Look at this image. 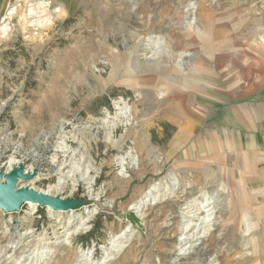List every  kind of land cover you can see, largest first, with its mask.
Returning a JSON list of instances; mask_svg holds the SVG:
<instances>
[{"label": "rangeland", "instance_id": "obj_1", "mask_svg": "<svg viewBox=\"0 0 264 264\" xmlns=\"http://www.w3.org/2000/svg\"><path fill=\"white\" fill-rule=\"evenodd\" d=\"M16 2L0 0V170L70 207L0 208V264H264L252 189L164 138L212 119L205 92L259 58L264 0H20L5 20Z\"/></svg>", "mask_w": 264, "mask_h": 264}, {"label": "crops", "instance_id": "obj_2", "mask_svg": "<svg viewBox=\"0 0 264 264\" xmlns=\"http://www.w3.org/2000/svg\"><path fill=\"white\" fill-rule=\"evenodd\" d=\"M257 55L241 72L229 71L220 85L205 92L207 102L219 107L212 119L208 109L204 118L176 117L178 129L174 133L166 123L165 132L172 151L197 156L195 166L215 167L222 178L251 188L264 215V50ZM175 138L183 140L174 149Z\"/></svg>", "mask_w": 264, "mask_h": 264}, {"label": "bare ground", "instance_id": "obj_3", "mask_svg": "<svg viewBox=\"0 0 264 264\" xmlns=\"http://www.w3.org/2000/svg\"><path fill=\"white\" fill-rule=\"evenodd\" d=\"M14 167L15 166L11 164L8 167V169L1 174L2 177H1L0 180L3 181L4 180V174H7L8 171H10ZM22 173L24 174L26 172H23V169H22ZM30 179L31 178H26V177L22 178V176H17V182H16V186H15V190L27 188V190H29V192H31L30 193L31 197H33V195H36V198L34 200L30 199V198L25 200V202L31 207L30 215L34 213L37 205H39L40 200H45L47 202L44 205L47 206L50 211H53V210L61 211V210L65 209V206L63 205L64 204L63 202H61L59 200L52 199V197H56L55 195H53L52 190H40V191H38V190L31 189V188H29L27 186H23V187H18L17 186L18 181H24V180H30ZM91 179L92 178H90L89 183H90ZM203 203H202V208L207 206V205H205ZM22 204H20L19 206L21 207ZM1 209L4 210L3 208H1ZM207 216H208V214H206V216H204L205 218L202 219V223L203 224H205V222H206V220L208 218ZM201 229L204 230V227L203 226L200 227L199 232H198V237L196 239V242L199 241V244L198 245H194L192 247L194 255H195L196 258H200L201 254L205 253L208 250L207 249V244H206L205 234L203 233V231H201ZM76 232H77L76 230H73V233L69 234L70 240H71V238L73 237V235Z\"/></svg>", "mask_w": 264, "mask_h": 264}, {"label": "water", "instance_id": "obj_4", "mask_svg": "<svg viewBox=\"0 0 264 264\" xmlns=\"http://www.w3.org/2000/svg\"><path fill=\"white\" fill-rule=\"evenodd\" d=\"M22 166L14 167L10 171H8L7 174H4V180H0V208H3L5 212H8L9 210H16L19 209V205L22 203H25L26 199H35L36 195H33L31 197V192L27 190V188L24 189H18L15 190L16 182H17V176H22V178H31L33 175L22 173ZM3 171L0 170V179L2 177ZM52 199L59 200L63 202L65 209L70 207V203L64 200L59 199V197H52ZM47 202L45 200H40L39 204H46Z\"/></svg>", "mask_w": 264, "mask_h": 264}, {"label": "clouds", "instance_id": "obj_5", "mask_svg": "<svg viewBox=\"0 0 264 264\" xmlns=\"http://www.w3.org/2000/svg\"><path fill=\"white\" fill-rule=\"evenodd\" d=\"M24 5L20 2V0H17L16 3L11 4L8 7L7 12L5 13V20L10 21L13 17H17L18 19H22L24 16L23 12ZM63 18H67V11L63 13ZM8 31L7 28L4 29V33H0V35L6 34Z\"/></svg>", "mask_w": 264, "mask_h": 264}, {"label": "trees", "instance_id": "obj_6", "mask_svg": "<svg viewBox=\"0 0 264 264\" xmlns=\"http://www.w3.org/2000/svg\"><path fill=\"white\" fill-rule=\"evenodd\" d=\"M169 135H170V133L166 132V136L164 138L166 139V137ZM99 228H100L99 225H97L95 228H93L91 231H89V233L83 237L82 241L89 243V241L96 239V237H97L96 234H97Z\"/></svg>", "mask_w": 264, "mask_h": 264}]
</instances>
